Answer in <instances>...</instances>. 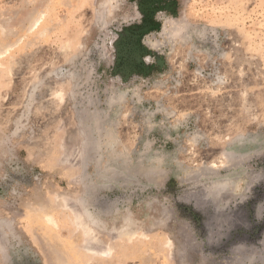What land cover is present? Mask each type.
<instances>
[{"label":"rangeland","instance_id":"1","mask_svg":"<svg viewBox=\"0 0 264 264\" xmlns=\"http://www.w3.org/2000/svg\"><path fill=\"white\" fill-rule=\"evenodd\" d=\"M0 264H264V0H0Z\"/></svg>","mask_w":264,"mask_h":264},{"label":"bare ground","instance_id":"2","mask_svg":"<svg viewBox=\"0 0 264 264\" xmlns=\"http://www.w3.org/2000/svg\"><path fill=\"white\" fill-rule=\"evenodd\" d=\"M214 165V164H213ZM76 218H77V216H76ZM88 226H89V224H88ZM85 231V230H84ZM89 231V230H88ZM88 231L86 232V233H88ZM92 231V230H91ZM91 231H89L90 233H91ZM94 233H95V231H93ZM85 233V232H84ZM92 235H94V234H92ZM89 236V235H88ZM90 237H91V234H90ZM93 238V237H92ZM94 251V250H93ZM92 251V252H93ZM96 252H98V251H96ZM108 252V251H107Z\"/></svg>","mask_w":264,"mask_h":264}]
</instances>
